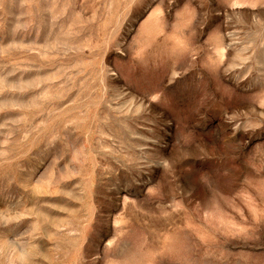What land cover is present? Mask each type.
Wrapping results in <instances>:
<instances>
[{
	"label": "rangeland",
	"instance_id": "obj_1",
	"mask_svg": "<svg viewBox=\"0 0 264 264\" xmlns=\"http://www.w3.org/2000/svg\"><path fill=\"white\" fill-rule=\"evenodd\" d=\"M0 264H264V0H0Z\"/></svg>",
	"mask_w": 264,
	"mask_h": 264
}]
</instances>
